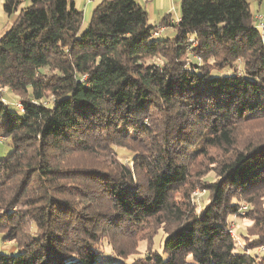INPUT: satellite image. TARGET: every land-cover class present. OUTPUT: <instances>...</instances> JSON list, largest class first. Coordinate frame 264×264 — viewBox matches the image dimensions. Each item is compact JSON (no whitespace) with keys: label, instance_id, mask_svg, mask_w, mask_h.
Returning <instances> with one entry per match:
<instances>
[{"label":"trees","instance_id":"1","mask_svg":"<svg viewBox=\"0 0 264 264\" xmlns=\"http://www.w3.org/2000/svg\"><path fill=\"white\" fill-rule=\"evenodd\" d=\"M4 10L0 233L16 249L0 247V264H257L264 36L250 0H182L160 24L137 0L101 1L86 26L74 0ZM241 201L247 251L229 233Z\"/></svg>","mask_w":264,"mask_h":264},{"label":"rangeland","instance_id":"2","mask_svg":"<svg viewBox=\"0 0 264 264\" xmlns=\"http://www.w3.org/2000/svg\"><path fill=\"white\" fill-rule=\"evenodd\" d=\"M3 30V21H0V32ZM4 93V100L6 103H8L11 107L15 108L19 104V98L13 94L12 92H9L7 90L3 91ZM13 150V144L10 140H7V138L0 137V159L6 157L11 151ZM120 157L128 161L130 160V153L127 150L119 149L118 150ZM207 179H215V174L211 173ZM192 200L198 204V210H200L203 205L207 204L209 200L208 192H206L204 189L196 188L192 195ZM249 204L247 201H241L240 202V213L238 215H233L231 219L229 220V233L232 236L235 244H236V250L237 251H247L248 247V241L249 238H247V229L248 226L251 225V221L245 218L244 216L248 212ZM2 233H0V247L5 251H14L16 249L15 244L13 242H5V240H2ZM165 233L163 231H160L159 234L156 236V245L155 248L162 251L164 240H165ZM253 239V237H251ZM259 244V242H257ZM104 247L108 250H110V246L106 243L104 244ZM138 255H133L132 258H130V261L134 260V258L137 257H143L145 256V253H147V242L142 241L138 247ZM249 254L254 256L257 259V264H264V246L263 245H256L254 249H251L247 251ZM109 253L106 252L105 255L107 256Z\"/></svg>","mask_w":264,"mask_h":264},{"label":"crops","instance_id":"3","mask_svg":"<svg viewBox=\"0 0 264 264\" xmlns=\"http://www.w3.org/2000/svg\"><path fill=\"white\" fill-rule=\"evenodd\" d=\"M103 0H74L78 9L84 12V25L90 21L94 9ZM145 6L150 22L160 24L165 17H169V22L176 23L181 18V1L182 0H137ZM251 10L254 14V20L259 26L264 18V0H250ZM0 21H3V33L8 28V17L4 10V0H0ZM171 34L172 29L166 26L161 34Z\"/></svg>","mask_w":264,"mask_h":264},{"label":"built area","instance_id":"4","mask_svg":"<svg viewBox=\"0 0 264 264\" xmlns=\"http://www.w3.org/2000/svg\"><path fill=\"white\" fill-rule=\"evenodd\" d=\"M258 27L261 29L262 34H263V36H264V18L261 20V22H260V24H259Z\"/></svg>","mask_w":264,"mask_h":264}]
</instances>
